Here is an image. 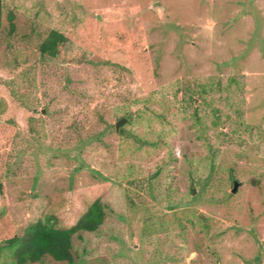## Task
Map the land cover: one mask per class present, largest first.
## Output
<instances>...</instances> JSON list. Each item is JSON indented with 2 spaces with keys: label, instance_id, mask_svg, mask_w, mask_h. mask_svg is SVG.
Listing matches in <instances>:
<instances>
[{
  "label": "rangeland",
  "instance_id": "1",
  "mask_svg": "<svg viewBox=\"0 0 264 264\" xmlns=\"http://www.w3.org/2000/svg\"><path fill=\"white\" fill-rule=\"evenodd\" d=\"M2 1L0 242L99 198L72 264H264V0ZM52 28L89 63L38 65Z\"/></svg>",
  "mask_w": 264,
  "mask_h": 264
},
{
  "label": "trees",
  "instance_id": "2",
  "mask_svg": "<svg viewBox=\"0 0 264 264\" xmlns=\"http://www.w3.org/2000/svg\"><path fill=\"white\" fill-rule=\"evenodd\" d=\"M3 1L0 0V31L2 28ZM14 12H7L9 34L15 30ZM38 65L47 66L49 63L57 65H83L89 63L93 56L92 50L81 45L57 29H50L37 44ZM3 125V124H2ZM5 126V124L3 125ZM13 127V126H11ZM19 136L13 131L7 139ZM8 166L0 168V179L6 176ZM0 190L2 185L0 182ZM105 210L103 202L97 198L86 205L83 213L69 226H59L53 215L37 218L27 224L17 234L5 238L0 242V264H34L41 262L47 256L55 261L72 264V236L82 232L96 231L104 222ZM178 224L181 231H185L182 223L184 216L179 217ZM189 220V219H188ZM191 220H189V223Z\"/></svg>",
  "mask_w": 264,
  "mask_h": 264
},
{
  "label": "water",
  "instance_id": "3",
  "mask_svg": "<svg viewBox=\"0 0 264 264\" xmlns=\"http://www.w3.org/2000/svg\"><path fill=\"white\" fill-rule=\"evenodd\" d=\"M236 187V181L233 182V191L235 190Z\"/></svg>",
  "mask_w": 264,
  "mask_h": 264
}]
</instances>
